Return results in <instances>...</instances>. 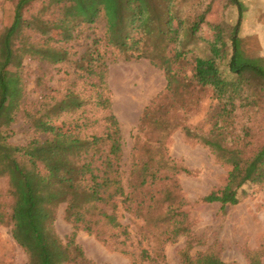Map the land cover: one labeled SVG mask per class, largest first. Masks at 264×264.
Listing matches in <instances>:
<instances>
[{
  "label": "trees",
  "instance_id": "trees-1",
  "mask_svg": "<svg viewBox=\"0 0 264 264\" xmlns=\"http://www.w3.org/2000/svg\"><path fill=\"white\" fill-rule=\"evenodd\" d=\"M36 1L16 0L0 33V177L7 178L12 198L11 236L26 254L27 264H93L75 244L80 230L94 233L104 243L113 238L114 247L118 248L129 237L127 226L117 219L119 204L126 213L143 221L139 232L149 231L147 236L140 233L150 248L141 249L138 254L141 261L166 264L164 246L185 236L187 241L178 264H225L207 251L189 253L192 242L184 209L187 202L180 195L175 179L179 172H188L185 168L169 159L155 164L143 159L131 164L127 178H123L121 136L109 109L106 53L122 55L126 60L149 59L164 71L166 89L170 91L180 77L178 67L192 53L189 44L195 39L206 43L208 54L193 57L190 81L200 88H210L220 107L212 133L208 137L199 136L198 140L230 170L223 187L210 191L200 202L235 205L244 186L264 184V139L258 143L251 141L255 129L261 127L259 122L264 121V72L240 58L242 2L228 0L237 10L235 24H211L213 36L205 40L201 30L207 23L210 6L190 19L178 9L180 3L189 0H47L42 8L55 12L54 18H43L41 9L38 14L25 17L24 13ZM99 20L103 26L100 35L93 32V25ZM49 24L66 29L68 37L64 43L76 39L79 28L91 34L75 62L74 82L61 99L52 96L51 100L40 101L32 114H23L34 137L25 145H14L8 141L6 131L22 110V102H17L16 108L6 103L7 69L14 66L16 52L21 57L37 56L49 63L66 60L65 48L62 51L60 47L47 45L58 44L56 41L44 36L28 40L33 33L46 35L44 31ZM248 80L257 83L252 81V85L244 86ZM79 83L90 92L88 96L82 97L77 89ZM237 99L244 113L240 118L246 125L233 137L236 143H231L225 130L238 118ZM88 103L102 114L90 123L102 121L104 127L100 132H87L89 127L83 115ZM76 111L79 116L66 130L48 126ZM183 132L187 138L192 136L188 128H183ZM61 204H64L63 218L71 225L65 244L53 226L56 209ZM4 221L5 215L0 210V223ZM118 236H124L120 243L116 242ZM248 260L250 264H261V254L251 253Z\"/></svg>",
  "mask_w": 264,
  "mask_h": 264
},
{
  "label": "rangeland",
  "instance_id": "rangeland-1",
  "mask_svg": "<svg viewBox=\"0 0 264 264\" xmlns=\"http://www.w3.org/2000/svg\"><path fill=\"white\" fill-rule=\"evenodd\" d=\"M46 1L37 0L24 16L38 14L41 9L43 18H54L55 12L42 8L47 4ZM240 1L244 6L238 31L240 58L264 72V0ZM15 2L16 0H0V33L13 11ZM207 5L210 6L206 15L207 23L202 27L201 36L210 40L213 36L211 24L234 25L237 10L229 5L228 0H189L187 3H180L178 9H182L180 11L183 16L193 19ZM93 27V32L100 35L103 29L102 20ZM77 31L76 39L64 43V39L68 37L66 29L49 24L44 31L46 35L33 33L28 39L44 36L56 41L58 44L51 42L47 45L60 47L62 51L65 48L67 55L64 62L49 63L37 56L21 57L16 52L15 64L7 69L6 74V103L10 108H14L16 103L21 101L22 110L16 113L15 120L6 131L10 143L18 146L27 144L34 136L23 114L26 112L27 116L30 115L38 108L40 101L51 100L52 96L61 99L66 89L74 82L75 62L88 41L87 36L91 34V31L83 28ZM188 48L192 49V53L188 54L186 62L178 67L180 77L176 87L170 91L166 89L164 71L154 66L149 59L126 60L122 55L104 50L107 52L106 86L109 109L117 120L121 136L123 178H127L131 164L133 166L143 159L154 164L159 160L169 159L185 168L188 172H179L175 179L180 195L187 202L184 209L188 213L192 242L189 253L194 255L207 251L217 255L225 264H250L248 255L259 253L261 264H264V184L244 186L240 194L241 199L235 205L221 206L218 202H200L210 191L223 187L230 166L216 158L210 148L198 140L199 136L208 137L212 133L220 104L210 88H200L190 81L193 57L208 54L206 43L195 39ZM227 52L230 53L229 50ZM252 81L257 83L256 80H248L244 86L252 85ZM83 87L79 83L77 89L82 93V97H86L90 92L87 88L83 90ZM239 103L237 99L238 118H234L229 129L225 130L231 143H236L233 137L246 125L240 118L244 113ZM84 108L85 124L88 123L89 127L87 132L102 131V121L90 124L102 115L101 112L96 110L92 103L86 104ZM146 112L148 115H145ZM78 116V111L63 115L57 122L53 121L48 126L66 130L71 126L70 122ZM218 124L223 125L219 119ZM259 124L261 127H257L253 132L256 136L251 139L253 143L264 139V121ZM183 128L191 131L190 138L184 135ZM8 190L7 178L0 177V210L5 215V221L0 223V264H27L26 254L11 236L12 223L9 216L12 198ZM63 208L64 204L57 207L53 226L65 244L71 232V225L63 218ZM116 214L118 221L127 226L129 232L124 244H118V248H115L113 238L104 243L94 233L88 234L81 230L76 233L75 244L93 264H147V261L138 258L141 249L150 250L140 234L142 232L147 236L149 231L139 232L143 221L126 213L120 204ZM123 238L124 236H118L116 242L120 243ZM186 241L185 236H179L176 241L164 246L166 264L179 263L180 252L185 248ZM123 249L133 252L134 255L124 252Z\"/></svg>",
  "mask_w": 264,
  "mask_h": 264
}]
</instances>
